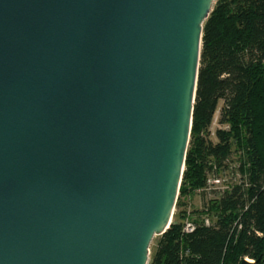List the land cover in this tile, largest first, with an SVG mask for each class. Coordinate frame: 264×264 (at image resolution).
<instances>
[{
	"label": "water",
	"instance_id": "95a60500",
	"mask_svg": "<svg viewBox=\"0 0 264 264\" xmlns=\"http://www.w3.org/2000/svg\"><path fill=\"white\" fill-rule=\"evenodd\" d=\"M214 1L0 0V264H148Z\"/></svg>",
	"mask_w": 264,
	"mask_h": 264
},
{
	"label": "trees",
	"instance_id": "16d2710c",
	"mask_svg": "<svg viewBox=\"0 0 264 264\" xmlns=\"http://www.w3.org/2000/svg\"><path fill=\"white\" fill-rule=\"evenodd\" d=\"M216 141L208 137L218 102ZM242 150L239 181L201 209L191 232L181 197L207 186L211 167ZM209 216V217H208ZM207 218L209 223L205 224ZM264 264V0H215L203 22L192 122L172 220L148 264Z\"/></svg>",
	"mask_w": 264,
	"mask_h": 264
},
{
	"label": "rangeland",
	"instance_id": "374dc122",
	"mask_svg": "<svg viewBox=\"0 0 264 264\" xmlns=\"http://www.w3.org/2000/svg\"><path fill=\"white\" fill-rule=\"evenodd\" d=\"M220 106L221 101L218 102L217 110L215 111L212 122L208 127V137L213 142L216 141L214 131L219 125L217 120ZM236 149V145H233V152L226 161V168H221L218 170L215 167H211V172L207 176L208 180L207 186L205 188L197 189L191 194L181 197L182 203L178 209L179 221L183 223L187 219H198L200 216L205 215L206 213H202L201 209L207 207L206 205H209V200L215 195L214 192L225 189L226 187H229L230 185L239 181L241 175L239 167L243 165L242 167L244 171L247 167L244 152H242V150ZM155 242L156 236L153 237L149 245V259L153 253Z\"/></svg>",
	"mask_w": 264,
	"mask_h": 264
},
{
	"label": "built area",
	"instance_id": "2783aa9c",
	"mask_svg": "<svg viewBox=\"0 0 264 264\" xmlns=\"http://www.w3.org/2000/svg\"><path fill=\"white\" fill-rule=\"evenodd\" d=\"M217 180V179H216ZM227 188V187H226ZM204 223L208 224L209 221L207 218L204 219ZM195 228V222L192 219H187L183 222L182 230L184 232H191Z\"/></svg>",
	"mask_w": 264,
	"mask_h": 264
},
{
	"label": "bare ground",
	"instance_id": "6f19581e",
	"mask_svg": "<svg viewBox=\"0 0 264 264\" xmlns=\"http://www.w3.org/2000/svg\"><path fill=\"white\" fill-rule=\"evenodd\" d=\"M248 260L250 261V259L248 258Z\"/></svg>",
	"mask_w": 264,
	"mask_h": 264
}]
</instances>
